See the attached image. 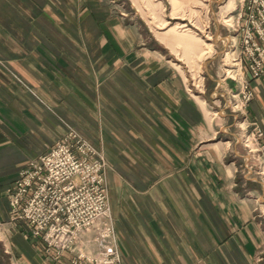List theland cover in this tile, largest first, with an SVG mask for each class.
I'll list each match as a JSON object with an SVG mask.
<instances>
[{
	"label": "crops",
	"instance_id": "1",
	"mask_svg": "<svg viewBox=\"0 0 264 264\" xmlns=\"http://www.w3.org/2000/svg\"><path fill=\"white\" fill-rule=\"evenodd\" d=\"M210 21L225 50L231 36ZM148 33L106 0H0V264H70L49 261L7 202L19 170L69 129L107 161L122 264H264V183L227 132L225 116L239 115L211 107L226 108L234 83L208 74L214 48L204 74L214 97H194ZM251 87L245 119L264 134V76Z\"/></svg>",
	"mask_w": 264,
	"mask_h": 264
},
{
	"label": "built area",
	"instance_id": "2",
	"mask_svg": "<svg viewBox=\"0 0 264 264\" xmlns=\"http://www.w3.org/2000/svg\"><path fill=\"white\" fill-rule=\"evenodd\" d=\"M227 21L231 25L226 26L239 33V43L230 45L235 50L230 51L223 80L236 86L231 111L245 116L254 98L251 81L264 75V0H242ZM243 129L242 142L256 159L264 183V134L255 124ZM106 170L103 155L75 130H67L51 149L19 170L7 194L9 221L26 224L51 262L69 254L70 264H122ZM91 245L94 252L89 251Z\"/></svg>",
	"mask_w": 264,
	"mask_h": 264
},
{
	"label": "rangeland",
	"instance_id": "3",
	"mask_svg": "<svg viewBox=\"0 0 264 264\" xmlns=\"http://www.w3.org/2000/svg\"><path fill=\"white\" fill-rule=\"evenodd\" d=\"M106 1L111 6L115 15L125 16L126 21L128 23H134L139 31H143L148 36H150L148 31L151 32V34L155 36L159 42L169 48L171 52L170 56L174 66L184 70V75L187 79L188 88L191 92V95L194 97L201 96L206 100H210V96L214 97L215 91L211 86V81L208 79V77L204 76L206 67L205 58L210 56L214 52L215 48L217 59L214 62L215 66H212V64L210 66L208 65V74L213 78V73L217 72V70L219 71L220 69V77L222 81H225L223 80L225 69L224 66L226 67V65L230 63V51L235 50L231 48L230 45L234 44V46L238 47L239 43V33L231 31V29L227 27L226 24L230 25V22L227 21V19L234 17V15L238 12V5H236L234 8L231 3L232 1L230 0H217V3H214V0H182L183 3H179L178 0H170L171 6L167 0ZM170 18L174 19L171 21ZM208 18L211 20V24L213 23V19L219 20L217 24H220V32L224 35L226 33L227 35L231 36V39L225 50L222 49L221 41L217 42V38L213 36L212 29H210L211 35H209L208 31L206 30L205 27L207 26ZM181 39L185 41V44L183 41H181ZM161 43H158L159 47H162V45H160ZM208 44L210 45L209 53L199 58L201 50L204 49V46L208 47ZM238 50L239 48H237L236 51ZM192 83L193 87L191 86ZM200 86H202L201 89ZM217 92L219 93L221 91L218 90ZM229 94V102L226 108L224 104H211L213 110L218 113L216 114L218 117L220 114L236 115L231 111L232 93ZM216 96L218 99H220L218 94H216ZM245 117L246 115H239L237 120L233 121L231 117L225 116L226 123L231 126L227 132H232L237 136L238 148L247 161V168L250 169V172L254 177L261 180L256 159L250 158L242 142V135H244L243 128L247 125ZM243 170L245 169L243 168ZM244 175H246V171L242 173V176ZM254 188L256 191H259L261 186L254 183Z\"/></svg>",
	"mask_w": 264,
	"mask_h": 264
},
{
	"label": "bare ground",
	"instance_id": "4",
	"mask_svg": "<svg viewBox=\"0 0 264 264\" xmlns=\"http://www.w3.org/2000/svg\"><path fill=\"white\" fill-rule=\"evenodd\" d=\"M230 22V21H229ZM231 25V24H230ZM231 57V56H230ZM231 60V59H230ZM226 70V69H225ZM228 72V70H226Z\"/></svg>",
	"mask_w": 264,
	"mask_h": 264
}]
</instances>
